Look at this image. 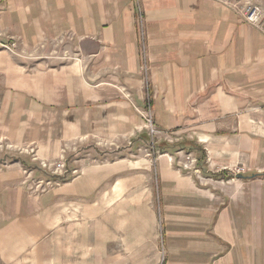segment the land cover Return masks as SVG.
Returning a JSON list of instances; mask_svg holds the SVG:
<instances>
[{"label":"crops","instance_id":"0c3cea01","mask_svg":"<svg viewBox=\"0 0 264 264\" xmlns=\"http://www.w3.org/2000/svg\"><path fill=\"white\" fill-rule=\"evenodd\" d=\"M247 1L264 5L0 0V147L49 161L72 148L81 171L37 192L32 158L0 162V264H144L147 237L165 264H264V33ZM15 40L18 54L3 46ZM148 96L155 144L194 141L204 172L196 151L130 159L155 148ZM98 145L118 150L86 157ZM135 175L148 204L125 198Z\"/></svg>","mask_w":264,"mask_h":264},{"label":"rangeland","instance_id":"374dc122","mask_svg":"<svg viewBox=\"0 0 264 264\" xmlns=\"http://www.w3.org/2000/svg\"><path fill=\"white\" fill-rule=\"evenodd\" d=\"M242 5V4H241ZM245 5V4H244ZM242 5V7L244 6ZM146 130V129H145ZM147 132V130H146ZM148 133V132H147ZM149 136V135H148ZM159 134L155 137L154 140V145L156 140H158L159 138ZM148 138H151L150 136ZM153 144V143H152ZM130 145V143H129ZM114 150H118V148H116V146L113 145H98V146H92L91 148V153L90 155H86V157H91L93 161H97V162H105L107 160V153L106 152H111ZM36 151H32L31 149H25V148H10V147H0V162L1 166H3L5 163L8 164V162H12L13 160H15L16 158H19L22 160V158H26V159H31L29 160V163H33L31 168H33L34 165L40 166L42 169H44V171L46 172L44 176L45 179H34V177L30 176V172L26 171V175L28 176V181H31L32 186H35L40 180L43 181H47L50 180L52 183L59 181L60 183L61 181V177H65L67 176V178H70V175H74V176H79L80 174V170L79 169H74V166L76 165V163L74 162V159L77 157L78 151H76L75 149H67L66 151H62L60 157H58L57 159H51L50 161L47 159H43L40 158L39 156H36L37 158H33V154ZM116 152V151H115ZM87 153V152H86ZM94 153V154H93ZM147 155L148 157H150V159L153 160V158H155L158 154H160L158 152V149L153 148V150H144L143 152L138 153L137 150H135V152L130 153V159L132 160H136L138 156H144ZM95 157H93V156ZM35 156V155H34ZM118 155L116 153H113V158L116 159ZM142 156V157H143ZM113 159V160H114ZM194 159H193V164L196 165L197 163H194ZM42 162H46L47 166H45V168L42 167ZM136 165V163H131V167H134ZM197 170V169H196ZM198 171V170H197ZM147 170H141L140 173H145L146 177L143 178V183L139 186L142 188L143 192H145L148 188V184L150 183L149 181V175L146 173ZM239 175V174H237ZM30 177V178H29ZM136 178V175L133 176L130 180V186H131V190L129 191L130 195L125 197V198H129L130 201H133V199L136 198H140L137 196V186L138 184H135L136 180H133ZM56 185V184H55ZM37 192H42L40 189L37 190ZM150 197H148L146 194L145 195H141V202L144 204H148L149 203V199ZM119 202H121V199L119 200ZM84 216V215H83ZM88 218H84L82 217L81 221L82 223L84 222H88ZM145 244V252L143 251L141 254L145 253V260H144V264H165V255L163 253V249L160 253L159 248H155V243L153 244L152 240L147 237ZM84 250V249H83ZM118 251H121V246L119 245V247L116 249ZM85 251V250H84ZM84 251L82 252L83 254V259H84ZM94 258V257H93ZM86 261V260H84ZM92 262H94V260H91ZM90 262L89 259H87V263H83V264H88ZM131 264H132V260H131Z\"/></svg>","mask_w":264,"mask_h":264},{"label":"built area","instance_id":"2783aa9c","mask_svg":"<svg viewBox=\"0 0 264 264\" xmlns=\"http://www.w3.org/2000/svg\"><path fill=\"white\" fill-rule=\"evenodd\" d=\"M138 2V0H137ZM241 15L243 19L253 25L254 27H257L261 32L264 33V5L259 4V3H252L247 1L243 7H241ZM141 36L143 37V21L141 19ZM3 35V33L0 31V37ZM3 46L11 51L14 54H18L17 49V43L16 40L12 43H3ZM24 54V53H23ZM143 54H144V60L145 64L143 66V71L145 74H148L149 67L147 65V53H146V46L143 44ZM127 96L131 98V96L127 93ZM138 109V108H137ZM138 111L141 113V115L144 118V128L147 130L148 135L151 137V141L154 144L155 137L159 134H161L160 129L157 127L155 124V119H154V113L152 110V105L148 96V105L144 109H138ZM159 152V151H158ZM193 162V160H192ZM47 166L46 162H42V167L45 168ZM247 170L245 167H235L233 170L234 174H242L245 173ZM56 184V185H55ZM60 182H54L52 183L50 180H47L46 182L43 180H40L35 186L34 189L37 191L40 189L41 191H47L49 189H52L56 186H59Z\"/></svg>","mask_w":264,"mask_h":264},{"label":"trees","instance_id":"16d2710c","mask_svg":"<svg viewBox=\"0 0 264 264\" xmlns=\"http://www.w3.org/2000/svg\"><path fill=\"white\" fill-rule=\"evenodd\" d=\"M194 141H179V142H174L172 144H167L166 142L163 143H159L157 145H155V148L158 149L159 151H161L162 153L164 151L167 150H186V151H196V152H200L201 153V157L198 161V166L201 168V170L204 172V160L206 159V153L205 151L196 146L195 143H193ZM215 176H218V174H215Z\"/></svg>","mask_w":264,"mask_h":264},{"label":"water","instance_id":"95a60500","mask_svg":"<svg viewBox=\"0 0 264 264\" xmlns=\"http://www.w3.org/2000/svg\"><path fill=\"white\" fill-rule=\"evenodd\" d=\"M239 177H243V175H240Z\"/></svg>","mask_w":264,"mask_h":264}]
</instances>
